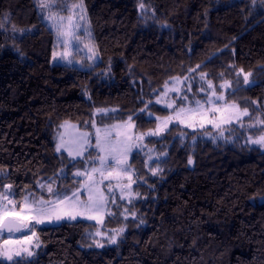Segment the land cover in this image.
Segmentation results:
<instances>
[{
	"label": "trees",
	"instance_id": "16d2710c",
	"mask_svg": "<svg viewBox=\"0 0 264 264\" xmlns=\"http://www.w3.org/2000/svg\"><path fill=\"white\" fill-rule=\"evenodd\" d=\"M83 3L99 60L78 66L53 59L56 36L35 0H0V190L12 185L17 210L25 196L33 199L29 193L55 199L38 182L55 181L54 192L70 196L82 185L75 173L96 165L88 157L100 155L97 149L75 160L55 151L65 121L93 133V144V120L102 127L131 115L135 132L147 133L157 120L145 112L173 111L156 103L165 83L198 81L201 72L215 86L230 81L226 101L250 116L228 125L223 140L208 137L209 127L181 123L145 137L146 147L130 155L133 197L106 192L107 212L115 215L106 212L103 224L36 225L41 246L24 264H264V149L248 141L264 128V3L144 0L147 14L139 0ZM240 69L251 73L248 84ZM97 108L116 111L102 118ZM122 227L117 244H109ZM98 229L106 235L96 236ZM96 240L105 246L95 247Z\"/></svg>",
	"mask_w": 264,
	"mask_h": 264
},
{
	"label": "snow or ice",
	"instance_id": "6c2138e0",
	"mask_svg": "<svg viewBox=\"0 0 264 264\" xmlns=\"http://www.w3.org/2000/svg\"><path fill=\"white\" fill-rule=\"evenodd\" d=\"M38 8L40 10H47L48 15L47 19L52 22V27L56 30V35L58 41L64 45L63 52H54L53 59L59 56L61 59L67 60L69 64L73 61L68 59L71 56V45L73 41L78 43H82L81 37L77 35V32L80 30L81 25L78 22H74V16L76 15L75 10H79V19H85L86 8L84 7L83 0H80L79 3L72 4L70 6L65 5V9L69 12L68 16L59 15L57 12L53 11V6L57 3V0H35ZM62 2V0H61ZM264 3V0H261ZM255 3V0H253ZM138 7L141 10L142 14H147L149 11L148 6L144 3V0H139ZM154 11V10H152ZM87 31V29H85ZM87 35L91 38V32L87 31ZM84 48L87 49L91 55L88 56V59H94L96 56L95 46L92 43L91 39H89L88 43L84 44ZM200 66L197 65V68ZM195 71V69H192ZM243 73V69L237 73L240 75ZM206 73H200V79H206ZM249 76L251 73H243V82L245 84L249 83ZM177 84L182 83L180 78H173ZM184 80H187L188 77H184ZM207 86L210 89H213L212 81H207ZM189 85V90H190ZM222 89L231 88V82L225 81L224 84L220 85ZM166 89L161 95L167 96L168 92L176 91L179 92L180 89L178 87H169L166 82L164 85ZM204 91L203 88L200 89ZM215 97V99H213ZM180 100L187 103H194L195 107H180L176 112L175 116H169L163 120L157 117V120H160V123L154 130H149L147 133L139 134L136 139L142 141L145 135L149 136H160L164 133L169 123L175 119L178 123H183L187 127L195 128L196 124L193 122H187L182 118V114H187L188 120H195L197 117L199 118V127H205V124H212L214 128H221L222 124H231L235 120L236 122H241V117L250 116L249 110L247 107L241 109L239 104L235 102H225L223 105L217 103L218 101H226L225 96L221 94H217V92L213 89L211 96L207 98L206 101L201 102L200 100L188 101V97L186 95L180 97ZM159 97L156 100V103H163ZM148 104L152 103V101H148ZM258 102L253 101V104ZM175 104V101L171 103H167L166 106L168 108H172ZM205 104L211 105V107L206 108ZM147 108V104L145 108L140 109L141 112H145ZM115 109H106V108H97L95 110L94 115H107L109 112H114ZM209 113H214L212 118H209ZM146 115L151 116V112H145ZM93 128H95V143H92L90 137L93 133L89 132H79V134L71 141V145L64 140L63 134L59 136V142L56 145L55 151L60 152L62 149L67 152L68 156L75 160L77 157H83L84 153L88 151L90 148L97 149L99 153H103L104 155L97 154L95 157L89 153V159L98 161L100 167H93L90 171H77L75 173L76 176L85 177L83 182V190L87 192V196L85 199H81L80 191L81 189H77L71 193V195L61 194L59 191L54 192L53 184L55 181H52L48 184L39 183V187L41 189H46L47 193L53 195L55 197L54 200H46L43 196L39 198H35L34 194L29 193V196H33V199L29 203L28 196L24 197L23 202L20 205L19 210L16 209V202L9 197L15 195V193L11 192L12 185H5L3 190H0V261L12 262V264H24V261L28 258L34 257L36 253L33 251V248H40V243L38 242V238L34 240L36 237V225L44 224L45 221H60L64 219L68 220H76L77 217H84L89 220H95L100 224H103V218L106 213L107 205L109 203V196L105 194L104 191L101 190L100 185L103 184V181L106 179H116L120 180L121 177H127L129 183L121 185L117 183L116 187L121 189V199L124 198V189H130L131 184L136 181L133 180L131 174V165L128 164V156L132 151L133 147H139L134 139L132 129L135 128V123L133 122V117L128 116L127 120L113 124L110 126H106L103 129L96 127V122L93 120L92 122ZM261 125H264V120L258 121ZM241 126L243 124L241 123ZM61 127L67 129L69 127L75 129L76 126L69 124V122L65 121ZM249 127H255V124H250ZM262 134L257 136L256 138L249 137L248 141L251 144L259 145L264 148V128H262ZM115 134V135H113ZM184 135L183 133L181 134ZM221 136H223V132H221ZM163 155H167L164 153ZM153 157L148 156V160H152ZM109 160L112 161V164H109ZM189 164L193 163V160L189 158ZM150 171L153 175L158 174L160 172L159 165L157 164L155 167L150 168ZM3 170H0L2 173ZM94 173H99L101 176L100 180H96L94 178ZM2 183V181H0ZM112 185H108L109 192L112 190ZM138 195V194H137ZM131 196V193H129ZM6 202V203H5ZM112 202H115V197H112ZM130 202V201H129ZM8 205H12V208H9ZM128 210L125 209V212ZM108 215H115V213L107 212ZM133 217H135V213H131ZM141 224L144 223L143 220L140 221ZM125 229L122 227L120 229H114L115 233L112 236L107 237V242L109 244H117L118 237L122 236ZM5 233H7V237H5ZM16 233H21L22 235L14 238ZM96 236L106 235L105 233H101L99 229L95 233ZM92 244H89L88 247H92ZM94 246L97 248H103L105 245L101 243L99 240L94 241Z\"/></svg>",
	"mask_w": 264,
	"mask_h": 264
},
{
	"label": "rangeland",
	"instance_id": "374dc122",
	"mask_svg": "<svg viewBox=\"0 0 264 264\" xmlns=\"http://www.w3.org/2000/svg\"><path fill=\"white\" fill-rule=\"evenodd\" d=\"M64 1H66V0H64ZM68 6H70V5H68ZM84 7H85V5H84ZM52 10L55 11V12H57L59 15H62V16H68L69 15V12L66 9L60 10L56 6V4L53 6V9ZM43 12H44L43 14L45 15V17H47L48 11L47 10H43ZM75 12H76V15L74 16V22H78L81 25V28L77 32V35L81 37L82 43H78L76 41H73L72 42L71 49H70L72 54H71V56L68 59H71L73 61L71 63V65L81 66L82 65V61L84 59H87L90 62H94L95 63V62H97L99 60V55H98V52L96 50V47H95L96 56H95L94 59H91V60L88 59V56L91 55V53H89L87 51V49L84 48V44L85 43H88L89 42V39H91V41H92V30H91V26H90V22H89V18H88L87 12L84 14L85 15V19L84 20H80L79 19L80 13H79V10L78 9H76ZM46 21H47V24H48L49 28L54 32V34L56 36V48H55V52H63L64 45L61 42L58 41V38H57V35H56V30H55L54 27H52V22L49 21L47 18H46ZM85 29H87V31H90L91 32V38L88 37L87 31H85ZM92 43H93V41H92ZM55 61L58 62V63L69 64L67 62V60L61 59L59 56H57L55 58ZM180 80L182 81V83H180V84H177L174 79L172 80L171 83L168 84V86L170 88L173 87V86L178 87L180 89L179 92L170 91V92H168V95L167 96L160 95V97H159L162 101H164L163 103H159V104H161L163 106H166L167 103H171L172 101H175L174 106L172 108H169V109L173 110L172 113H170L169 115H166V116H158V115H153L152 114L150 116L151 118H155L156 119L157 117H159L161 120H163V119H165V118H167L169 116L174 117L175 116V112L180 108V107H176V106L180 105L181 102H182L180 100V97H182L184 95H186L188 97V101H190V102L191 101H195V100H200L201 102H204V101L207 100V98L209 96H211V93H212V90L213 89L217 92V94H221L222 93L224 96L226 95V92L229 89V88L222 89L220 86H215V85H213V89H210L207 86V81L208 80H206V79L205 80H201L200 79V75L198 76V81H197V79L195 77H189L187 80H184L183 78H180ZM189 85L191 86L190 87V90H189ZM201 88H203L204 91H201L200 90ZM213 99H215V97H213ZM225 102H227V101H218L217 103L223 105ZM184 103H185V105H183L182 107H185V108L195 107V104L194 103H191V104L190 103H187V102H184ZM205 107L208 108V107H211V105L205 104ZM208 115H209V118H212L216 114L209 113ZM182 118L185 119L187 122H193V123H195L196 124V127H195L196 129L197 128H200L199 127V118L198 117L194 121L193 120H188L187 114L185 113V114H182ZM242 118L243 117H241V119ZM159 123H160V120H157V125ZM176 123H178V122L175 119H173L169 123L168 128L172 124H176ZM234 123H238V122H236L234 120L233 123H231V124H234ZM69 124L75 125L76 128L73 129V128L69 127L67 129H65V128L61 127V129H60V131H59V133L57 135V143L59 142V136L61 134H63L64 140L69 143V146H72L71 145V141L79 134V132H85V131L81 130L76 124H74L72 122H69ZM114 124H117V123H114ZM181 124H183V123H181ZM111 125H113V124H111ZM183 125H185V124H183ZM228 125H230V124H222L221 125V128L217 129V128H214L212 126V124H205V127H209V128H211L213 130V133L208 134V137H214L216 140H223L225 138V128ZM106 126H110V125H105L104 127H106ZM103 128H101V129H103ZM190 128H192V127H190ZM195 128H192V129H195ZM221 132H223V136H221ZM113 135H115V134H113ZM138 135L139 134L135 132V128H134L133 129V139H134V141L138 145H140L139 147H134V148L140 149V148L146 147V145L144 144V139L142 141L136 139V137ZM147 136H149V135H145L144 138L147 137ZM60 152H63V153H66L67 154V152L64 151L63 149ZM100 155H104V154L103 153H100ZM154 157H156V156H154ZM78 158H81V157H77L76 159H78ZM109 161H111V160H109ZM96 162L97 163H96L95 167H100L99 162L98 161H96ZM109 164L111 165L112 162H109ZM92 168H88V169H86L84 171H90ZM84 171H81V172H84ZM131 174H132V169H131ZM93 175H94V178L97 181L101 179V176H100L99 173H94ZM77 177L82 180V185H83V182L85 180V177H82V176H77ZM125 179H127V177H121L119 181H117L116 179H106V180L103 181V184L100 185V188H101L102 191L104 190L105 194H106V192L107 193H115V192H117L118 195H120L121 191L119 190L118 187H116V185H117V183L122 184ZM109 184H111L113 186L111 192H109V189H108V185ZM82 185L79 188V189H81V191H80L79 194H80L81 199H85L86 196H87V192L85 190H83ZM127 193H128V190L126 188V189H124V197H126V194ZM129 197L130 196H128L127 198H129ZM8 207L9 208H12V205H8ZM106 212H107V209H106ZM105 217H106V213L104 215L103 221H104ZM78 220H86V221H90V222H94V223L100 224V223H98L95 220H89V219H86L84 217H77L76 220L64 219V220H60V221L53 220L51 222H49V221L46 220L44 224H39V226H54V225L62 224L64 222L78 221ZM18 234H20V235H18ZM21 235H22L21 233H16L15 236H14V238L19 237ZM37 238L38 237L36 235V237H34L33 239L36 240ZM0 242H2V241H0ZM37 249L38 248H33V251L35 252V250H37Z\"/></svg>",
	"mask_w": 264,
	"mask_h": 264
},
{
	"label": "crops",
	"instance_id": "0c3cea01",
	"mask_svg": "<svg viewBox=\"0 0 264 264\" xmlns=\"http://www.w3.org/2000/svg\"><path fill=\"white\" fill-rule=\"evenodd\" d=\"M103 127H99V128H103ZM132 132H133V129H132ZM130 155H131V152H130V154L128 156V163H129V160H130ZM109 162H112V161H109ZM132 178H133V172H132ZM128 183H129L128 179H125L121 185L128 184ZM131 188H132V184H131ZM131 188L130 189H127L128 190V193L126 194V197H124V198L129 199V198H132L133 197V194L131 192ZM119 190L121 191L120 188H119ZM129 193H131V196L129 198H127L129 196ZM120 195H121V193H120ZM18 235H20V234H18ZM5 237H7V236H5Z\"/></svg>",
	"mask_w": 264,
	"mask_h": 264
},
{
	"label": "water",
	"instance_id": "95a60500",
	"mask_svg": "<svg viewBox=\"0 0 264 264\" xmlns=\"http://www.w3.org/2000/svg\"><path fill=\"white\" fill-rule=\"evenodd\" d=\"M5 234H7V233H5Z\"/></svg>",
	"mask_w": 264,
	"mask_h": 264
}]
</instances>
